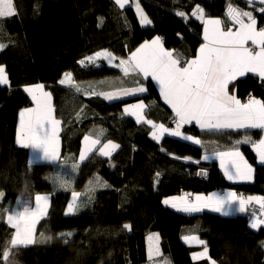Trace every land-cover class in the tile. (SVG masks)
<instances>
[{"label": "trees", "instance_id": "trees-1", "mask_svg": "<svg viewBox=\"0 0 264 264\" xmlns=\"http://www.w3.org/2000/svg\"><path fill=\"white\" fill-rule=\"evenodd\" d=\"M134 1L151 21L147 26L140 24ZM229 2L251 11L257 27H264L262 5L243 0H130L124 8L115 0H14L16 15L0 23V44L5 45L0 66L9 78L8 87H0V264H144L149 233L158 234L161 254L169 264H209L208 259H192L204 245L185 243L184 228L196 229L191 231L206 242L216 264H264V226L252 229L242 215H185L162 203L184 191L199 195L219 188L264 196V166L258 164L251 143L238 147L254 169V181L231 185L215 162L202 161L200 146L167 135L156 141L149 125L127 116L126 106L143 101L148 119L172 128L175 118L151 81H142L147 94L115 102L97 95L87 98L59 83L66 72L72 73L75 84L114 78L119 72L104 62L88 67L85 63L83 69L79 61L102 50L126 58L157 36L163 37L166 48L189 60L202 42V23L193 18V10L198 5L205 18H220L226 28L232 23L225 16ZM36 84L51 93L55 118L62 121L59 156L71 166L65 185L58 181L56 165L31 161L32 150L16 144L18 113L34 106L24 88ZM230 91L242 101L249 96L264 100V81L246 76L235 80ZM182 133L207 135L195 126L183 127ZM85 135L101 139L97 150L109 140L119 148L110 157L96 151L78 162ZM211 135L221 149L245 136L253 141L261 137L259 131ZM199 169L206 171V179L197 176ZM73 191L81 194L76 207L85 210L68 214ZM38 194L48 197L41 201L47 216L35 226L34 238L42 242L11 248L15 229L6 216L15 207L23 211L25 204L35 208ZM9 249L5 261L3 252Z\"/></svg>", "mask_w": 264, "mask_h": 264}, {"label": "snow or ice", "instance_id": "snow-or-ice-1", "mask_svg": "<svg viewBox=\"0 0 264 264\" xmlns=\"http://www.w3.org/2000/svg\"><path fill=\"white\" fill-rule=\"evenodd\" d=\"M262 7L259 8L264 13V0H259ZM115 3L124 8L128 0H115ZM251 5L255 0H248ZM140 14L141 24H150L151 21L143 14L136 4ZM16 15L14 0H0V18L12 17ZM177 15L185 16L184 12ZM192 16L201 19L204 23L203 40L197 55L190 60H181L174 55V51L166 50L163 47L161 37L157 36L151 41H145L135 51L131 52L128 59H121L119 64L124 76L130 73L140 75L144 78L151 77L160 88V94L164 102L168 104L175 113V129L166 128L163 124L157 125L152 120L145 117L146 106L143 101L128 105L124 112L136 117L137 123H145L151 126V136L159 141L167 133L172 136L181 137L194 144H201L202 141L192 136L184 135L181 128L184 124L195 122L202 130L208 132L223 133L225 130L240 129H261L264 131V100L250 97L247 102L242 103L234 94L230 92V85L238 77H243L247 73H255L264 79V27H257V20L251 11H244L228 3L225 16L232 25L225 28L224 21L220 18L204 19V11L198 5L192 12ZM5 47L0 44V49ZM105 58L110 63L115 59L113 54L107 50L94 53L79 61L81 65L85 61L95 63L99 58ZM61 85L75 87L77 92L82 89L75 84L71 72H66L59 81ZM9 78L4 66H0V85H8ZM31 95L35 107L24 109L20 112V127L17 133L16 142L26 148H32L41 153V159L55 162L59 159V131L62 121L55 118L52 105L51 93L44 91L43 84L27 86L24 89ZM146 89L142 86L135 88H123L114 93L87 92V95H103L108 100H113L123 96H131L136 93H143ZM84 149L80 153V160L83 161L89 153L98 151L99 155L110 157L112 152L119 148L118 144L112 141L103 143L97 150V145H101L99 137L93 139L90 135H85ZM251 143L257 152L261 162H264V137L258 142L251 137L245 136L242 141L235 144ZM220 160V166L224 169V175L229 180H250L252 178V168L244 159L243 155L235 145L228 151H214ZM207 154L203 159L207 160ZM185 159H191L186 157ZM199 163V161H194ZM77 165L73 164L72 168ZM206 174V173H205ZM159 176V173L156 174ZM99 181V177H97ZM106 186V185H105ZM80 193L72 192V202L68 204L67 213H72L78 203ZM3 193L0 192V197ZM47 196L36 195L35 208L25 204L23 211H13L8 217V223L15 229L10 238L11 248L36 243L34 229L38 220L45 215V208L41 201H47ZM238 201V211L244 212L246 204L255 202L259 204L260 216L253 214L251 227L253 229L264 225V196H249L245 201L237 196L235 192H228L220 195H196L193 199L189 195L183 197H173L164 200L165 204L171 205L178 211L184 213H198L204 207H213L216 212H223L225 216L230 214L233 204ZM131 228L130 225H124ZM64 235V234H61ZM71 236V233H67ZM48 239H51L50 237ZM158 234L148 237L149 257L154 254L159 255V248H153L152 242L158 241ZM185 243L204 245L203 251L194 253L193 259H208L210 264H216L208 256L206 242L198 236L186 235L182 237ZM10 249L3 252L5 261L8 259Z\"/></svg>", "mask_w": 264, "mask_h": 264}, {"label": "crops", "instance_id": "crops-1", "mask_svg": "<svg viewBox=\"0 0 264 264\" xmlns=\"http://www.w3.org/2000/svg\"><path fill=\"white\" fill-rule=\"evenodd\" d=\"M243 1H245V2H247L248 3V0H243ZM249 4V3H248ZM253 4H259V5H261L260 4V2H259V0H255V3H253ZM193 18L196 20V21H198V22H200V23H202V30H201V35H200V38H201V40H202V42H201V44H203L204 43V40H203V30H204V23H203V21L201 20V19H197L196 17H194L193 16ZM204 19H209V18H205L204 17ZM228 27H231L232 28V30L233 31H235V26H233L232 25V23L230 24V25H228L226 28H228ZM154 39V38H153ZM152 40V39H151ZM151 40H146V41H151ZM145 42V41H144ZM143 42V43H144ZM142 43V44H143ZM163 43V42H162ZM201 44H200V46H201ZM140 46V45H139ZM138 46V47H139ZM200 46L198 47V49H197V52H196V55H197V53H198V50H199V48H200ZM137 47V48H138ZM163 47L166 49V50H170V51H174V55L175 56H178L180 59H181V57L178 55V53L176 52V49H173V48H166L164 45H163ZM136 48V49H137ZM135 49V50H136ZM134 50V51H135ZM133 52V51H132ZM131 54V53H130ZM130 54H128L127 55V57L126 58H116L115 56V59L114 60H112V62L110 63L107 59H105V58H103V57H101V58H99L98 60H96V62L95 63H90V62H87V61H85V63L87 64V67L89 66V65H94V66H96V65H98V64H100L101 62H104V63H106L107 65H109V66H111V67H113V68H115L119 73L117 74V76H115L114 78H111V79H106V80H102V81H95V82H92V83H88V84H81V83H78V85H80V87H81V91L80 92H77L76 91V89H75V87H72V86H69V85H63V86H65V87H70V88H72V89H74L75 90V92H76V94H82V95H84V96H86L87 98H91V97H93V96H96V95H87L86 93L87 92H91V91H95L96 93H114V92H117L119 89H123V88H135V87H137V86H142V87H144L145 89H146V91L145 92H143V93H136L135 95H131V96H123V95H121L119 98H117V99H113V100H108V99H106L103 95H97L98 97H100L101 99H103V100H105L106 102H115V101H121V100H127V99H131V98H135V97H138V96H142V95H145V94H147V88H146V86L144 85V84H142V81H147V80H149V81H151V83L153 84V86L155 87V89L157 90V93H158V95H159V97H160V100H161V103L162 104H164L169 110H170V112L172 113V115H173V118H176L175 117V113L173 112V110L171 109V107L168 105V104H166L165 102H164V99H163V97L161 96V94H160V88H159V85H158V83L155 81V80H153L151 77H147V78H144L143 77V75L142 74H140V75H137V74H133V73H130L128 76H124V73L122 72V70H121V68L120 67H117L116 65H118L119 64V61L121 60V59H128V57L130 56ZM195 55V56H196ZM194 58V57H193ZM193 58H191V59H193ZM182 61L184 60V59H181ZM190 60V59H189ZM246 76H255V77H257V78H259V79H261V80H263L264 81V79H262V78H260L257 74H255V73H247L245 76H243V77H238L236 80H238V79H241V78H244V77H246ZM77 84V83H76ZM9 85V84H8ZM8 85H0V87H8ZM37 85V84H36ZM30 86H32V85H30ZM25 89V88H24ZM45 91V90H44ZM26 92V91H25ZM231 92V91H230ZM28 95H30L28 92H26ZM231 94H234L233 92H231ZM236 96V95H235ZM238 98V97H237ZM250 98V96L249 97H247L246 98V100L245 101H242L241 99V102L242 103H244V102H247V100ZM239 99V98H238ZM256 99H258V98H256ZM260 100V99H259ZM33 107H35V104H34V106ZM21 111H23V110H21ZM21 111H19V113H18V120H17V126H18V128H17V133H18V131H19V127H20V112ZM145 111H146V109H145ZM127 114V113H126ZM127 116H130L131 118H133V120H135L136 121V117L135 116H133V115H129V114H127ZM146 117V116H145ZM146 119H148L147 117H146ZM148 120H150V119H148ZM154 122V121H153ZM154 123H156V122H154ZM145 124V123H144ZM157 125H159V124H161V123H156ZM150 126V125H149ZM191 126H195L198 130H199V132H201V133H205V134H207L205 137H202V138H198V137H194V138H198V139H200L201 141H202V143L201 144H197L198 146H200L201 147V149H202V151H203V156H202V161L203 162H207V163H210V162H215V163H217V165H218V167H219V169H220V171H221V173H222V175H223V177H224V179H225V181L227 182V183H229V184H231V185H233V184H246V183H252L253 181H254V169H253V167L251 166V168H252V178L250 179V180H229L225 175H224V169L223 168H221V166H220V160H219V158H217L215 155H213V152L214 151H228V150H231L233 147H231V148H227V149H221L216 143H215V141L213 140V138H212V133H217V132H208V131H206V130H202L198 125H196L195 124V122H193L192 124H184L183 126H182V128H181V132H182V129H183V127H191ZM151 127V126H150ZM167 128V127H166ZM244 132V131H259L260 133H261V137H260V139L262 138V137H264V131H262L261 129H240V130H231V129H229V130H225L224 132ZM60 132H61V126H60V131H59V133H58V135H60ZM164 135H167V133H165ZM163 135V136H164ZM185 135V134H184ZM16 140H17V134H16ZM259 141V140H258ZM258 141H256V142H258ZM190 142H192V141H190ZM16 144L18 145V146H21V145H19L17 142H16ZM83 144H84V140H83V142H82V147H83ZM235 146L236 147H238V145H236L235 144ZM23 147V146H22ZM82 147H81V150H82ZM251 148H252V150H253V152H254V154H255V156H256V159H257V162H258V164H260V165H262V166H264V162H261L260 161V159H259V156H258V154H257V152L255 151V149L253 148V146H251ZM31 150H32V154H36V156H38V158H41V153L39 152V151H36V150H34V149H32V148H30ZM238 149H239V147H238ZM239 151L241 152V150L239 149ZM205 154H207L208 155V159L207 160H205V159H203V157L205 156ZM242 154V153H241ZM243 155V154H242ZM80 157V156H79ZM243 157H244V155H243ZM60 158V157H59ZM244 159H245V157H244ZM246 160V159H245ZM57 161H59V159L57 160ZM247 161V160H246ZM61 184V183H60ZM64 185V184H63ZM228 192H235V193H237L236 191H234V190H232V189H223V192H222V194L221 195H223V194H226V193H228ZM213 193H216V194H218L217 193V191L215 190V191H212V192H210V193H207V194H199V195H205V196H208V195H211V194H213ZM237 196L238 197H240V198H243L245 201L247 200V197H249V196H254V197H261V196H257V195H245V196H241V195H239L238 193H237ZM174 197H181L180 196V194L179 195H177V196H174ZM193 197H195V195H193ZM71 198H72V195H71ZM170 198H173V197H168V198H164L163 199V201H162V203H163V205L165 206V207H169V208H173L171 205H169V204H165L164 203V200H166V199H170ZM81 201V200H80ZM86 201H87V198H86ZM255 203V202H254ZM257 204V203H256ZM259 205V204H258ZM246 206H247V204H246ZM245 206V207H246ZM81 208H83V206H81ZM173 209H176V208H173ZM238 209V201H237V203H235V204H233V206H232V208H231V211H230V214L229 215H227V216H225L224 214H223V212H216L215 210H214V208L213 207H204V208H202V210L200 211V212H198V213H201V212H203V211H208V212H212V213H216V214H219V215H221V216H224V217H235V216H237V215H242L243 214V212H240V211H238L237 210ZM83 210H85V208H83ZM19 211V210H18ZM198 213H194V214H198ZM46 216H47V212H46V210H45V215H43L39 220H38V222L37 223H39V221H41L42 219H44V218H46ZM249 225H250V227H251V223H249ZM262 226V225H261ZM252 228V227H251ZM185 229V228H184ZM253 229V228H252ZM187 232V231H186ZM185 232V233H186ZM194 232V231H193ZM183 234V233H182ZM192 233H190V234H186V235H191ZM182 237H184V236H182ZM203 251V250H202ZM201 252V251H200ZM195 253H198V252H195ZM194 254V253H193ZM192 254V255H193ZM192 255H191V257H192ZM193 259V258H192ZM194 260V259H193ZM197 260H199V259H196V260H194V261H197Z\"/></svg>", "mask_w": 264, "mask_h": 264}, {"label": "rangeland", "instance_id": "rangeland-1", "mask_svg": "<svg viewBox=\"0 0 264 264\" xmlns=\"http://www.w3.org/2000/svg\"><path fill=\"white\" fill-rule=\"evenodd\" d=\"M130 4V0H128V3L126 4V5H129ZM136 4H137V2L136 1H134L133 2V7H134V10H135V13H136V15H137V18H138V20H139V22H140V14L138 13V10H137V8H136ZM125 5V6H126ZM250 5V4H249ZM140 7V6H139ZM141 9V8H140ZM142 10V9H141ZM143 12V11H142ZM144 14V13H143ZM145 15V14H144ZM146 16V15H145ZM13 17V16H12ZM147 17V16H146ZM11 17H6V18H0V23H3L4 21H6L7 19H10ZM140 24H141V22H140ZM2 25V24H1ZM142 26H147L148 24H141ZM83 68V67H82ZM84 69V68H83ZM4 86V85H3ZM33 86V85H32ZM30 97H31V95H29ZM175 120H176V118H175ZM175 120H174V123H173V126H172V128H169V129H175ZM151 128V127H150ZM151 131H152V129H151ZM151 133V132H150ZM165 136V135H164ZM164 136H162V137H164ZM167 136H170V137H173V138H177V139H179V140H181V141H184V142H187V143H190V144H193V145H197V144H194L193 142H190V141H186V140H184L183 138H182V136L181 137H176V136H172V135H169V134H167ZM162 137H161V139H162ZM160 139V140H161ZM159 140V141H160ZM198 146V145H197ZM84 147H85V145L83 144V147H82V150L84 149ZM81 150V151H82ZM92 153H89L86 157H85V159L84 160H86L90 155H91ZM60 157V156H59ZM30 158H31V161H46V160H43V159H41V158H38V156H36V154L34 155H30ZM83 160V161H84ZM83 161H81L80 160V158H79V160H78V162H83ZM49 162H51V161H49ZM51 163H53L54 165H56L57 166V169H58V174H57V177H59V182H62L64 185H65V183L67 182L66 180H67V175L66 174H68V173H70V171H71V166L70 165H67L66 166V159H64V157H60L59 158V161H55V162H51ZM217 164V163H216ZM66 167V168H65ZM206 173V171L205 170H203V169H199L198 171H197V176L199 177V178H203V179H206V176H207V174H205ZM217 191V193L218 194H222V192H223V189H221V188H219V189H217L216 190ZM187 194H189L190 196H191V199H193L194 200V197H193V194H191V193H188V192H181L180 193V196L181 197H183V196H185V195H187ZM239 195H241V196H245L243 193H238ZM196 196V195H195ZM72 202V198H71V200H70V203ZM252 203H254V202H252ZM249 206H250V204H247V206L245 207V211L243 212V214H242V216L244 217V219L246 220V221H248V223H252V221H253V218H251V219H248L247 218V212H248V209H249ZM68 207V206H67ZM81 209H83V208H81L80 206H79V208H77V207H75V210L72 212V213H68V214H76V213H79V212H81ZM173 209V208H172ZM175 211H177L178 213H181V214H185V215H191V214H194V213H184V212H182V211H178L177 209H174ZM13 211H18V209H17V207H15V209H13ZM12 211V212H13ZM7 217L8 216H6V223L7 224H9L8 223V221H7ZM10 225V224H9ZM36 226V225H35ZM262 226H264V225H262ZM36 229V228H35ZM35 229H34V235H35ZM191 230H194V231H196V229L195 228H185V229H182V231H181V233H183L182 234V236H186V234H190V233H192L191 235L192 236H198V234L197 233H195V232H193V231H191ZM187 231V232H186ZM186 232V233H185ZM153 234H156V233H149V235H148V237L150 236V235H153ZM148 237L146 238V251H147V261H146V263H144V264H169V260H166V258H164V256L161 254V251H160V246H159V244H160V242H159V239H158V241L157 240H154L153 242H152V244H153V248L155 249L156 247H158L159 248V255H156V254H154L151 258L149 257V240H148ZM38 242H42V239L39 237L38 238V240L36 239V243H38ZM200 251H202V250H199V251H197V252H200ZM195 253V252H194ZM192 258H193V255H192ZM201 260H203V259H199V260H197V261H201ZM207 260V259H206ZM209 264H210V262H209Z\"/></svg>", "mask_w": 264, "mask_h": 264}, {"label": "built area", "instance_id": "built-area-1", "mask_svg": "<svg viewBox=\"0 0 264 264\" xmlns=\"http://www.w3.org/2000/svg\"><path fill=\"white\" fill-rule=\"evenodd\" d=\"M161 39L163 40V37L162 36H161ZM81 66L83 68L86 67L85 64H83ZM173 123H174V121H173ZM187 195H189V194H187ZM189 198L191 199V196L190 195H189ZM254 209H256V211H254ZM260 213H261L260 206L258 207V205H256L255 203H250V206H249V209H248V212H247V218L248 219L253 218V214H255L256 216H260Z\"/></svg>", "mask_w": 264, "mask_h": 264}, {"label": "bare ground", "instance_id": "bare-ground-1", "mask_svg": "<svg viewBox=\"0 0 264 264\" xmlns=\"http://www.w3.org/2000/svg\"><path fill=\"white\" fill-rule=\"evenodd\" d=\"M256 204V203H255ZM256 205H258V204H256ZM258 207H259V205H258ZM254 211H256V209H254ZM37 225V224H36Z\"/></svg>", "mask_w": 264, "mask_h": 264}]
</instances>
